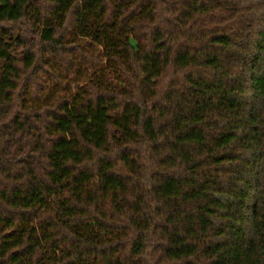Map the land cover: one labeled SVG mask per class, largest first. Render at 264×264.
Here are the masks:
<instances>
[{
    "label": "trees",
    "instance_id": "trees-1",
    "mask_svg": "<svg viewBox=\"0 0 264 264\" xmlns=\"http://www.w3.org/2000/svg\"><path fill=\"white\" fill-rule=\"evenodd\" d=\"M262 3L0 0V264H264Z\"/></svg>",
    "mask_w": 264,
    "mask_h": 264
},
{
    "label": "rangeland",
    "instance_id": "rangeland-1",
    "mask_svg": "<svg viewBox=\"0 0 264 264\" xmlns=\"http://www.w3.org/2000/svg\"><path fill=\"white\" fill-rule=\"evenodd\" d=\"M264 7L262 3L260 5ZM96 49V46L94 47ZM105 77L106 74H103ZM71 93H74L75 88L71 86ZM103 104L94 108H82L81 110H71L68 113V118L66 121L62 122L58 128L59 131H62L66 136V143L63 144L56 155L53 157L56 166H59L62 161L71 159L74 157H80L83 155L82 151L78 147L77 138L81 137L89 143H101V127L103 123ZM131 161V162H130ZM122 161L118 166L126 173L130 172L135 163L132 159ZM103 175H106V171ZM60 182L66 180V177L63 174L58 175ZM102 180V178L100 179ZM112 181V180H111ZM110 183V180L107 181ZM112 183V182H111ZM113 187L112 189H114ZM120 194H122V199L127 200V205L137 208L136 196H138L137 191L134 187L127 189L126 185L120 186ZM119 194V195H120Z\"/></svg>",
    "mask_w": 264,
    "mask_h": 264
}]
</instances>
